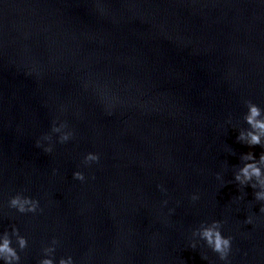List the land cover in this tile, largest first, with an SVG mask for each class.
I'll list each match as a JSON object with an SVG mask.
<instances>
[{
	"label": "water",
	"instance_id": "1",
	"mask_svg": "<svg viewBox=\"0 0 264 264\" xmlns=\"http://www.w3.org/2000/svg\"><path fill=\"white\" fill-rule=\"evenodd\" d=\"M248 101L264 110V0H0V243L20 264H264V202L235 181L264 154L238 142ZM214 221L227 261L193 235Z\"/></svg>",
	"mask_w": 264,
	"mask_h": 264
},
{
	"label": "clouds",
	"instance_id": "2",
	"mask_svg": "<svg viewBox=\"0 0 264 264\" xmlns=\"http://www.w3.org/2000/svg\"><path fill=\"white\" fill-rule=\"evenodd\" d=\"M246 106L248 108V113L244 119L250 126V130L241 131L238 136V142H243L250 147H264V110L251 101L246 102ZM66 127V124H60L59 126H54L52 129L54 133L60 134V143H66L73 137L72 132L64 131ZM44 139L51 141L52 137L45 136ZM37 146H41L39 142L37 143ZM52 150L53 149L51 147L45 149V151L49 153L52 152ZM99 160L100 157L98 154L89 153L85 157L84 163H99ZM243 160L246 161V163L235 175V181L241 186H251L254 190L258 189L255 191V199L257 201L264 202V168L261 167V165H264V154H261L259 160H256L255 156L250 152L243 156ZM74 179L84 182L86 177L82 172L78 171L74 173ZM192 199L195 201L198 200L199 197L193 196ZM9 206L21 214H35L38 209H40L38 200L25 197L21 194H17L13 197L9 202ZM262 211H264V209H262ZM247 223H252L251 217L247 219ZM222 227V222L214 221L211 225H202L200 229L193 233V235L198 236L201 240H204L207 246L219 255L221 260L227 261L231 252L232 238H225L222 235ZM12 235L16 237L20 250H24L28 247L27 238L21 236L18 229H13ZM58 243V241L53 240V247H47L44 249L46 257L53 256V253L56 250L55 245ZM191 247L193 249L197 247L195 241H193ZM0 260H3L4 264H20L21 257L16 249L12 247V240L8 233L3 235L2 243H0ZM40 264H54V259H42ZM59 264H74V260L72 257H68L67 259L62 258L60 259Z\"/></svg>",
	"mask_w": 264,
	"mask_h": 264
}]
</instances>
